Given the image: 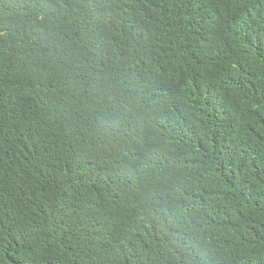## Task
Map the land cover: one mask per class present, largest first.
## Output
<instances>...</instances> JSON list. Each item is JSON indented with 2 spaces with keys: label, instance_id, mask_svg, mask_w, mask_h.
Instances as JSON below:
<instances>
[{
  "label": "trees",
  "instance_id": "trees-1",
  "mask_svg": "<svg viewBox=\"0 0 264 264\" xmlns=\"http://www.w3.org/2000/svg\"><path fill=\"white\" fill-rule=\"evenodd\" d=\"M0 264H264V0H0Z\"/></svg>",
  "mask_w": 264,
  "mask_h": 264
}]
</instances>
